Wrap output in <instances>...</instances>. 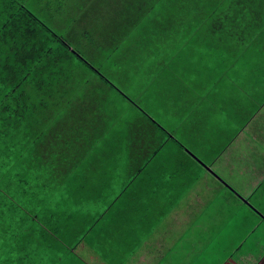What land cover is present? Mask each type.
Instances as JSON below:
<instances>
[{
	"label": "trees",
	"instance_id": "16d2710c",
	"mask_svg": "<svg viewBox=\"0 0 264 264\" xmlns=\"http://www.w3.org/2000/svg\"><path fill=\"white\" fill-rule=\"evenodd\" d=\"M160 1L134 0L132 5L126 4L120 11L124 21L119 36L128 39L135 33L139 45H119L120 41L110 54L103 55L102 47L96 46L94 30L89 31L92 36L85 34V38L90 37L88 45H77L75 49L20 1L0 0V198L7 196L0 200V264H11L14 259L10 254L16 250L18 236L25 234L32 221L34 206L41 211L46 202L55 207L72 198L94 196L96 203L108 207L105 202L111 201L110 194L98 186L94 176L100 166L88 167L87 183L92 181L91 188L70 177L79 167L81 153L109 148L110 138L113 147H122L127 140L134 165L143 167L160 152L168 137L175 138L166 130L169 120L161 122L135 104L125 92L112 86L106 73L123 70L118 80L126 88L133 72L154 69L170 76L172 82L184 74L187 87L202 79L185 74L186 61L193 56L188 50L210 45L208 50H220L216 57L222 61L221 50L225 49L226 56L244 60L246 66L240 69V65L220 64L214 58V65H208L206 73L213 76L217 71L220 80L233 75L229 82L234 84L232 91L253 92L254 101V91L264 81L255 75L259 67L254 60L255 52L257 56L260 51L264 53V0H170L176 5L180 2L174 9L180 13V20L158 14ZM61 9L59 6L58 12ZM155 13L160 17L156 18ZM145 19L149 20L146 27L141 24L133 29L137 26L135 20ZM180 28L186 30L180 33L183 42L176 38ZM150 29L152 33L146 39L142 33L146 36ZM168 32L170 45H150ZM198 40L203 45L196 44ZM146 42L148 45H143ZM232 98L211 101L220 108L210 112V119L224 122L233 116V110L231 114L226 110L227 106L238 107ZM124 106L126 109L115 116ZM26 199L29 204L22 207ZM137 202L141 204L142 200L138 198Z\"/></svg>",
	"mask_w": 264,
	"mask_h": 264
},
{
	"label": "crops",
	"instance_id": "0c3cea01",
	"mask_svg": "<svg viewBox=\"0 0 264 264\" xmlns=\"http://www.w3.org/2000/svg\"><path fill=\"white\" fill-rule=\"evenodd\" d=\"M254 60L256 77L264 79V53H256ZM181 76L185 81L176 82L185 102L178 105L179 96L173 99L166 129L176 139L168 137L143 167L134 165L127 140L113 147L110 138L109 148L81 153L70 177L91 188L88 167L100 166L94 176L110 194L108 207L94 196L55 207L46 202L41 211L34 206L11 264H177L179 257L210 264H264V81L252 101L253 92L232 91L233 75L221 80L211 76L214 86L222 82L223 92L185 87L187 79ZM228 97L238 105L226 107L233 116L224 122L210 119V112L220 108L211 101ZM226 163L236 167L230 169L234 175L224 168ZM221 164L225 176L215 170ZM238 172L244 180L237 178ZM230 204L239 210L238 217H231L229 209L225 217H210V210ZM210 227L221 228L213 233Z\"/></svg>",
	"mask_w": 264,
	"mask_h": 264
},
{
	"label": "rangeland",
	"instance_id": "374dc122",
	"mask_svg": "<svg viewBox=\"0 0 264 264\" xmlns=\"http://www.w3.org/2000/svg\"><path fill=\"white\" fill-rule=\"evenodd\" d=\"M21 3H23L29 10H31L42 22H44L45 25H47L51 30L59 34L60 36L64 37L65 39L69 40V44L72 45L75 49L78 48L77 45H88L90 37L85 38V34H92L89 32H93L95 34V41L97 48H100V46L103 49V55H106L107 53L110 54V51L113 49L114 46L118 45H139V37L135 35V33H132L130 38L121 39L119 36L118 29H121L123 25L122 22L124 21L123 17L120 15V11L125 7L126 4L130 6L134 3V0H18ZM55 2L61 6V12H58L57 8L58 5L55 4ZM171 3V4H170ZM178 6H180V2L178 1ZM176 4H173L170 0H161L157 4V10L158 14L163 16V13H165V18L168 19H175L178 18L180 20V13H175V8L177 6ZM68 10V11H63ZM81 15L80 17H78ZM131 15H134V13H131ZM156 14V13H155ZM160 15L156 14V18H159ZM78 21V22H77ZM137 26L133 29H137L142 26L146 27L148 25V19H145L143 22H139L138 20H135ZM140 23V24H139ZM153 29H157L156 26L153 27ZM184 30V31H183ZM152 30L146 34L142 33L143 37L149 38ZM178 35L176 38L182 39L180 41L183 42L182 35L180 34L182 31L185 33L186 30L184 28H180L178 30ZM136 32V31H133ZM170 32V31H169ZM169 32L166 34V37L164 35L160 37L156 43L154 40L150 45H170L171 38L169 36ZM161 29L159 28V34H161ZM176 35V34H175ZM191 36V32H190ZM163 38V39H161ZM192 40V45L195 40V36L190 37ZM201 39L203 40V36H201ZM176 40V39H175ZM174 40V41H175ZM204 41V40H203ZM205 43V41H204ZM198 45H203V43L198 40ZM143 45H148V43H144ZM227 47H234V45H224ZM122 47V46H121ZM192 46L190 50H188V53L190 55H193L189 58V60L186 61L188 64L185 74L188 76L193 75L194 78H202V81L191 83L196 88L199 89H218L223 92L222 82L219 81L217 86H214V83L212 80H214L213 77L218 78L220 75L218 72L213 71V77H209V75L206 73L207 66L214 65V58H217V54L220 50L210 49L208 50V47L210 48V45H206V49L202 47H196ZM194 48V49H193ZM153 49V48H152ZM224 52L223 61L221 58H217V63L220 64H235L240 65L242 67L246 66V61L238 59L236 57H228L226 56L227 51L225 49L221 50ZM113 54V51H112ZM256 52L254 53L255 58ZM90 58V57H88ZM110 58V56H109ZM158 58V57H157ZM152 59H148L150 61ZM159 61V59H157ZM140 61V60H139ZM153 61V60H152ZM162 59L160 60V63H162ZM256 61V60H255ZM240 71V70H239ZM123 70H120L118 68V73H106V78L110 80L112 86L117 87L120 91L123 93L125 92L127 96L133 102L137 105H140L144 108L146 112H150L155 118L161 119V120H168L169 119V112H167L164 107L167 106L168 109L173 108L174 101L173 99L179 96L178 105L183 104L185 102V99L182 98V90L180 89L181 84H177V82H172L170 76H166L161 73H156L154 69L150 71H143V72H133L131 73V80L129 82L128 87L126 88L123 83L119 82V75L123 73ZM128 79V78H127ZM230 79V77L228 78ZM180 82L183 83L185 80L183 76L180 77ZM212 91V90H211ZM226 93V91H225ZM237 94V93H235ZM120 97V96H119ZM151 106V107H150ZM126 107L124 106L119 114L120 115ZM123 116H126L124 113ZM117 126L120 127L121 124L117 123ZM249 166V164L247 163ZM252 166V165H251ZM222 164L221 167L218 169H215L219 176H225L226 174H223L222 170ZM225 169L229 170V173L232 175L233 172L230 171H236V167L231 163H226ZM239 179H243L245 175L242 174V172H238ZM226 183V182H224ZM233 185V184H232ZM237 193V191H233ZM241 192L243 190L241 189ZM248 197H250V194H247ZM7 197V196H2ZM0 198V200H1ZM7 203H10V200L7 198H4ZM247 199V198H246ZM2 201V200H1ZM248 201V199H247ZM29 204V199H26L25 202H21V206L24 207ZM235 205V204H234ZM233 204H230V208L227 209H214L210 210V217H225L226 211H230L231 217H238L239 216V210L234 207ZM3 206H7L3 203ZM0 207V211H1ZM221 227H210L211 232L216 233L220 230ZM162 227H156V231H162ZM182 230L185 232L188 230V228H182ZM189 231V230H188ZM157 234V233H156ZM9 255V254H8ZM6 255V257H8ZM13 258L15 256V251H12V254H10ZM179 261L177 264H183L182 260L184 261V264H210V262L201 261L200 259H191V258H178Z\"/></svg>",
	"mask_w": 264,
	"mask_h": 264
}]
</instances>
